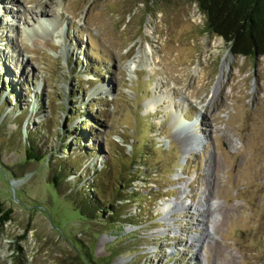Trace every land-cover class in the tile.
<instances>
[{
    "label": "rangeland",
    "instance_id": "374dc122",
    "mask_svg": "<svg viewBox=\"0 0 264 264\" xmlns=\"http://www.w3.org/2000/svg\"><path fill=\"white\" fill-rule=\"evenodd\" d=\"M205 21L194 0H0V264H264V58ZM91 196L119 219L82 217Z\"/></svg>",
    "mask_w": 264,
    "mask_h": 264
},
{
    "label": "trees",
    "instance_id": "16d2710c",
    "mask_svg": "<svg viewBox=\"0 0 264 264\" xmlns=\"http://www.w3.org/2000/svg\"><path fill=\"white\" fill-rule=\"evenodd\" d=\"M201 14L205 18L206 31L220 37L229 52L234 57L245 59L264 58V0H194ZM33 148L25 150V160H38V156L33 152ZM100 174V172H99ZM127 183L130 184L137 176L130 174ZM57 178L54 176V186L57 187ZM129 195V194H127ZM119 193L115 196V202L124 200ZM128 197V196H127ZM92 198V196H91ZM101 197L97 200L92 198L87 206L81 208L79 214L87 218H92L98 211L105 213L110 211L111 219L116 222L121 216L115 213L113 206L106 207L99 205ZM10 219V211L3 210L0 203V224L6 223ZM84 263L95 264L89 254L85 256Z\"/></svg>",
    "mask_w": 264,
    "mask_h": 264
},
{
    "label": "bare ground",
    "instance_id": "6f19581e",
    "mask_svg": "<svg viewBox=\"0 0 264 264\" xmlns=\"http://www.w3.org/2000/svg\"><path fill=\"white\" fill-rule=\"evenodd\" d=\"M37 14H40V17L41 18H43V16H44V14H45V12H42V11H39V12H32V15L33 16H36ZM47 20H45V22H46ZM43 25H44V23H40V27H42L43 28ZM149 61V60H148ZM224 64H225V62H224ZM222 70H221V73H220V77L218 78V81H217V83H216V85H215V89H214V91L215 92H217L219 89H220V82H221V79H222ZM179 205H183L184 206V204L183 203H181L180 204V202H173L172 204H170V205H167V206H165L164 208H163V210H165L166 212H169L170 211V209H173V207H177V206H179ZM213 211L214 210H211V209H209V212H207V214L209 215H211L212 213H213Z\"/></svg>",
    "mask_w": 264,
    "mask_h": 264
}]
</instances>
